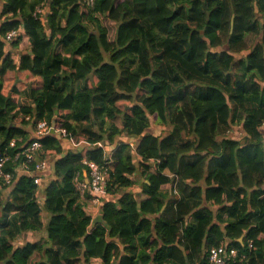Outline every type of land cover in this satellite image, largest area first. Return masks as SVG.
<instances>
[{
	"label": "trees",
	"instance_id": "1",
	"mask_svg": "<svg viewBox=\"0 0 264 264\" xmlns=\"http://www.w3.org/2000/svg\"><path fill=\"white\" fill-rule=\"evenodd\" d=\"M5 1L0 152L56 127L43 187L0 181V264H206L224 242L264 264V0ZM20 26L31 53L17 64L5 48L20 36L2 38ZM87 161L113 168L96 219L75 185Z\"/></svg>",
	"mask_w": 264,
	"mask_h": 264
},
{
	"label": "built area",
	"instance_id": "2",
	"mask_svg": "<svg viewBox=\"0 0 264 264\" xmlns=\"http://www.w3.org/2000/svg\"><path fill=\"white\" fill-rule=\"evenodd\" d=\"M92 2L93 0H89ZM45 13L43 7H38L34 16L39 18ZM21 28L12 30L2 38L5 42H12L20 36ZM30 120V117H26ZM48 123L40 121L36 124L33 134L32 142L27 144L22 152L16 151L14 154L0 152V181L1 186H11L17 176H27L33 179L34 183L43 187L47 181L48 175L52 174V165L48 159H40L39 151L41 149V140L51 130ZM65 129L62 134H66ZM10 150L17 147V140H13L9 144ZM132 146L134 147L133 143ZM18 148V147H17ZM12 163L14 166L10 170H6L8 164ZM85 164L88 166V181L77 178L75 185L80 192L81 197L85 200L89 197L90 204L99 209L102 199L107 196V188L111 179L112 167L99 166L98 164L87 161ZM248 248L253 249V242L248 241ZM247 259L246 255H241L240 251L230 246L228 242H224L221 246H216L208 251L206 264H243ZM200 264V263H198Z\"/></svg>",
	"mask_w": 264,
	"mask_h": 264
},
{
	"label": "crops",
	"instance_id": "3",
	"mask_svg": "<svg viewBox=\"0 0 264 264\" xmlns=\"http://www.w3.org/2000/svg\"><path fill=\"white\" fill-rule=\"evenodd\" d=\"M5 5H6V1L5 0H0V28L3 22H5L6 20H9L8 18L10 17L9 14L4 13L5 12ZM45 11V10H44ZM20 15H18L17 19H20L19 17ZM21 28V32H20V38L18 42H15L13 44H8L5 48V53L7 56H10L17 64L20 62L21 58L27 54V53H31V47H30V42H29V38L25 35L23 28L20 26ZM0 39H1V35H0ZM72 147L76 148L77 147V139H73L72 140ZM113 148H109L108 147V151H110ZM110 153V152H109ZM167 174H169L170 176L172 175L171 171L166 170ZM88 173L84 172L82 175V179L86 182L88 181ZM131 192H134V195L137 198H141L142 200L146 199L145 195L141 194V186L140 184H135L131 189ZM163 192L169 195V198L172 197L173 194V188L171 185H166L162 188ZM175 192V191H174ZM141 194V195H140ZM90 206V210L89 212H93V216L95 215V219L97 216L100 215L99 213V209H97L95 206H92L91 204H89ZM171 217V211L170 213H165L163 215L164 219H169ZM98 218V217H97ZM100 218V216H99ZM84 264V263H83ZM86 264H103L102 260H92L90 263H86ZM113 264H117V261H115Z\"/></svg>",
	"mask_w": 264,
	"mask_h": 264
},
{
	"label": "rangeland",
	"instance_id": "4",
	"mask_svg": "<svg viewBox=\"0 0 264 264\" xmlns=\"http://www.w3.org/2000/svg\"><path fill=\"white\" fill-rule=\"evenodd\" d=\"M103 25L105 26V27H107L108 28V26L111 28L110 30H116V25H115V23H113V22H110V21H104L103 22ZM108 25V26H107ZM255 36H253V35H250L248 38H247V43H248V46H252L253 44H254V42H255ZM19 103L21 104V105H29V104H31V102H30V100H29V98H26L25 96H23L21 99H20V101H19ZM18 122H21L22 121V119L21 118H19L18 120H17ZM116 124H118V126L119 127H121L122 128V125H121V120H117L116 121ZM241 125L240 124H235V126H234V130H235V135L236 136H238V135H241V133H242V130H241V127H240ZM168 129V128H167ZM263 131H264V127H263ZM67 148H68V145H67ZM137 157V156H136ZM49 159H50V161H52L53 162V157L52 156H49ZM137 160H138V157L136 158ZM8 191H9V189L7 190V192L5 193V195H4V199L6 198V194L8 193ZM43 217H44V219H46V215L45 214H43ZM48 217V216H47ZM47 221H48V218H47ZM47 221H46V223H47ZM45 222V221H44ZM45 226H46V224H45ZM34 236H36V237H33V236H26V235H24V236H22V237H20V243H24L25 241H26V239L27 238H29V239H35V240H43V238H44V230H42L41 232H39V233H36ZM17 244H19V243H17ZM40 258V256L39 255H37V256H35L34 258H33V260H32V262H31V264H35L36 262H37V260Z\"/></svg>",
	"mask_w": 264,
	"mask_h": 264
},
{
	"label": "water",
	"instance_id": "5",
	"mask_svg": "<svg viewBox=\"0 0 264 264\" xmlns=\"http://www.w3.org/2000/svg\"><path fill=\"white\" fill-rule=\"evenodd\" d=\"M55 127H56V124H55V122H53L52 129H51V133H54L55 132Z\"/></svg>",
	"mask_w": 264,
	"mask_h": 264
}]
</instances>
